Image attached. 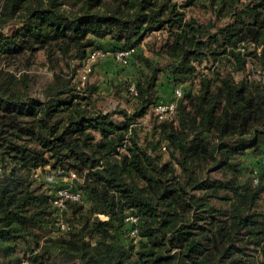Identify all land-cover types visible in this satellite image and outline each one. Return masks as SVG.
<instances>
[{
  "label": "trees",
  "instance_id": "16d2710c",
  "mask_svg": "<svg viewBox=\"0 0 264 264\" xmlns=\"http://www.w3.org/2000/svg\"><path fill=\"white\" fill-rule=\"evenodd\" d=\"M186 7L0 0V264H264V0L243 3L218 27L188 17ZM242 41L258 45L259 76L235 49ZM95 49L137 69L112 86L132 108L98 104L103 82L89 79L98 61L79 81ZM128 49L123 63L115 53ZM40 51L53 71L44 97L35 95L28 70ZM204 59L214 70L201 77L195 62ZM224 62L244 75L222 74ZM196 76L198 88L188 89ZM162 86L171 99L161 97ZM173 100L171 118L154 111L157 142L171 154L162 160L141 144L133 120ZM249 154L260 155L253 167L245 165ZM48 166L60 187L39 178ZM65 187L81 198L68 197L61 208L55 198Z\"/></svg>",
  "mask_w": 264,
  "mask_h": 264
},
{
  "label": "rangeland",
  "instance_id": "374dc122",
  "mask_svg": "<svg viewBox=\"0 0 264 264\" xmlns=\"http://www.w3.org/2000/svg\"><path fill=\"white\" fill-rule=\"evenodd\" d=\"M178 1L179 3H187L186 13L188 17L195 16L200 22L212 21L218 27V25H224L225 23L230 21L231 16L235 12H238L240 9H242L243 3L248 2L249 0H178ZM215 9L220 10L219 14L215 11ZM210 28H211V31L217 30L216 26H212ZM147 39H151V38H147ZM235 49L238 51H241V55L245 59H247L246 67L248 71H250L251 74L253 75L259 76L261 74L260 70L255 67L253 68V63H252L253 53H255V51H257L258 49L257 43H254L251 41H242L235 45ZM156 60H161L163 64L166 63L167 61L166 59L162 60L160 57H156ZM101 61H98V62L100 63ZM195 63L197 65L196 72L198 75L200 74L201 76L204 73L210 74V75L212 74L214 70V64L210 63L207 59H204L201 62H195ZM116 64L118 67H120L117 62ZM216 65H218V63ZM114 66H115V63H114ZM96 67H95V70L93 68L94 71L90 75L89 79L92 80V82L93 81L103 82L104 76L96 70ZM126 67H122V68H126ZM28 70L31 72V74L34 76V79H35V82L33 84V91L35 95L39 97H44L43 88L53 78V71L48 67L46 57L42 51H40L37 54V56L35 57L34 64H32V66ZM219 70L221 71L222 74H227L228 72L232 71L236 79H240L244 75V72L238 69V66L232 67L231 64H228L225 62L224 64L220 65ZM166 72L167 71H165L162 74L161 79H163V77L166 75ZM198 77L199 76L193 77L191 80H188L185 82L188 89H191L192 87L196 89L198 88L197 85H199L200 83ZM80 80H81V77L79 78V81ZM113 83L110 84V88H106L105 86L102 87L101 96H100L98 104L104 107L105 109H115L118 106L132 108L131 107L132 104H130L129 101H127L124 95H122L121 93L118 94L116 93V91L112 89ZM167 88H168L169 94L172 95L171 88L169 86H167ZM161 94L162 93L160 92V95ZM161 97H164V96L161 95ZM161 97L160 99H163ZM154 111L156 112L155 106L151 105L148 108V111L144 116L138 119H134L133 121L135 122L137 121L135 123V127L137 128L139 140L141 144L149 147V150L151 151V153L155 155H159V157H161L162 160H168L171 158V154H170L169 149L164 147L165 142L162 141L160 144H158L161 133L159 132L156 133L155 127L158 126L161 121L157 118ZM148 145H151V146H148ZM259 156L256 157L254 154H249V157L248 156L245 157V165H249L253 167L255 164L256 158H258ZM41 170H39V173H40L39 178L41 177V180L43 179V181L48 186L49 185L54 186L55 188L60 187L59 184H60L61 178L56 174L55 171L51 169L50 166L46 167L44 172ZM218 172L219 171H213L212 174L219 175ZM63 178L64 180L66 179V177H63ZM193 192L197 194H201V192L197 190H194ZM213 199H214L213 201L218 206H221L224 208L227 207V203L225 201L221 199H217V198H213ZM261 204L264 207V192H262ZM253 246L254 245H251L250 247L252 248ZM252 253L255 256H257L256 251H252Z\"/></svg>",
  "mask_w": 264,
  "mask_h": 264
},
{
  "label": "built area",
  "instance_id": "2783aa9c",
  "mask_svg": "<svg viewBox=\"0 0 264 264\" xmlns=\"http://www.w3.org/2000/svg\"><path fill=\"white\" fill-rule=\"evenodd\" d=\"M132 51L133 49L121 50V51H117L115 55L118 60L122 61L123 63H127L129 59L128 57ZM108 53L109 51L104 50V49H95L89 53L84 66L80 69L78 73V77L79 78L81 77V80H80L81 84L85 83L86 80L88 79L90 72L93 70V65L97 61H99L101 57L105 56ZM131 89L135 90L134 84L131 85ZM175 93H176V99L181 97L183 95L182 87L178 86L175 89ZM175 107H176V100H173L171 102L161 101L155 106V110H156V113L159 114L161 118H167V117H171L175 113ZM70 174H71L70 176H65L66 179H71V177L76 176V173L73 171ZM257 179L258 178H256V180ZM68 197L72 199H79L81 198V193L78 191H71L69 188H66V187L62 188L59 190L58 195L55 198V203L59 205L61 208L65 207V199ZM129 218L131 220H136L135 216L133 215H131ZM62 228H66L65 223H62ZM133 231H136V229H134Z\"/></svg>",
  "mask_w": 264,
  "mask_h": 264
},
{
  "label": "crops",
  "instance_id": "0c3cea01",
  "mask_svg": "<svg viewBox=\"0 0 264 264\" xmlns=\"http://www.w3.org/2000/svg\"><path fill=\"white\" fill-rule=\"evenodd\" d=\"M102 43H109V38H102L100 39ZM116 59L113 55L107 56L97 65L96 70L100 72L103 76V86L106 88H110L111 83H117L125 81L129 78H135L136 77V68L134 66H127L126 68H122L125 66H122L121 64L117 66ZM115 63V66H114ZM124 69V70H123ZM102 86V87H103ZM161 95L164 96L165 100H169L172 98V96L169 94L168 88L166 86L160 87Z\"/></svg>",
  "mask_w": 264,
  "mask_h": 264
}]
</instances>
